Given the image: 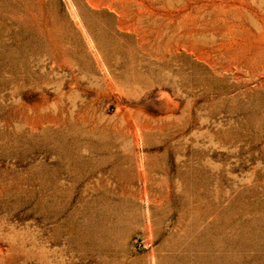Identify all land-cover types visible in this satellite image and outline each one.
I'll list each match as a JSON object with an SVG mask.
<instances>
[{
    "label": "rangeland",
    "instance_id": "rangeland-1",
    "mask_svg": "<svg viewBox=\"0 0 264 264\" xmlns=\"http://www.w3.org/2000/svg\"><path fill=\"white\" fill-rule=\"evenodd\" d=\"M0 264H264V0H0Z\"/></svg>",
    "mask_w": 264,
    "mask_h": 264
}]
</instances>
